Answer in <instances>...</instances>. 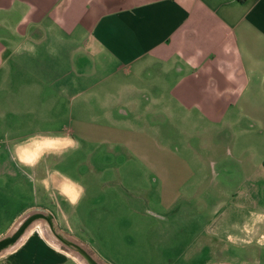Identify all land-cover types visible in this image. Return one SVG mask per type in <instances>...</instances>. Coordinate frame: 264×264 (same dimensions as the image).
I'll use <instances>...</instances> for the list:
<instances>
[{"label": "crops", "instance_id": "obj_1", "mask_svg": "<svg viewBox=\"0 0 264 264\" xmlns=\"http://www.w3.org/2000/svg\"><path fill=\"white\" fill-rule=\"evenodd\" d=\"M211 196L213 237L264 245V0H0V236L40 214L0 264H116Z\"/></svg>", "mask_w": 264, "mask_h": 264}, {"label": "rangeland", "instance_id": "obj_2", "mask_svg": "<svg viewBox=\"0 0 264 264\" xmlns=\"http://www.w3.org/2000/svg\"><path fill=\"white\" fill-rule=\"evenodd\" d=\"M96 144L98 147L99 143ZM107 160L109 161V158H105V161ZM107 180L105 179L102 183H107ZM131 191L136 194L138 190L133 189ZM156 192L157 190L150 189L148 199L155 198ZM201 192H203V189L199 188L198 195ZM109 196L108 190L102 193V197ZM211 198L207 199L206 204H201V201L196 203L193 200L190 205H187L181 200L179 205L174 206L177 211L166 210L159 212V215L162 213V216H160L161 218L159 217L160 219H155V222L160 227L162 226L164 233L161 238H158L159 243L156 249L151 239L148 245L142 247L140 244L128 241L120 236L116 240L117 246L115 245L114 252H110L109 255L116 264H264V245H259L254 241L249 245L240 244V246L234 245V247H231L221 243L223 240H220V237H213L210 234L212 233V227L214 229V221L221 217V210H224L221 206H214L216 200L213 196ZM117 206L122 209L118 227L121 229L131 227L134 231L143 228L140 219L131 218L126 213L122 214L123 207L119 204ZM260 207H263V204L258 203L256 200L253 201L251 199L245 205L242 202L240 210H237L231 217L235 220L236 218L241 220L249 208ZM213 209L215 210L213 211ZM223 217L227 220L230 215L223 214ZM86 225L90 226L89 229L91 230L93 222L88 220ZM103 228L105 229V227ZM201 231L206 232L209 236L206 233H200ZM199 234L201 236L193 245L189 246L190 241H193V238ZM133 239L137 240L140 238L134 237ZM199 248H206L208 252L194 254L193 250H198ZM80 256L87 264H90L81 253Z\"/></svg>", "mask_w": 264, "mask_h": 264}, {"label": "water", "instance_id": "obj_3", "mask_svg": "<svg viewBox=\"0 0 264 264\" xmlns=\"http://www.w3.org/2000/svg\"><path fill=\"white\" fill-rule=\"evenodd\" d=\"M40 214H28L24 218L20 219L17 224L8 232L0 236V252L4 249L9 247L10 245L14 244L20 236L23 234L27 226L31 223V221ZM51 228L53 229L54 226L49 218H47ZM65 243L69 244L71 247L76 248L79 253H81L90 264H101L90 252H88L84 247L79 245L78 243L72 241L69 238L64 236H59Z\"/></svg>", "mask_w": 264, "mask_h": 264}, {"label": "clouds", "instance_id": "obj_4", "mask_svg": "<svg viewBox=\"0 0 264 264\" xmlns=\"http://www.w3.org/2000/svg\"><path fill=\"white\" fill-rule=\"evenodd\" d=\"M57 139H60L65 142V149H71V150H76L79 147L78 141L74 140L71 136H62V137H57ZM18 159V156L16 157ZM20 163L29 166V167H34L35 162L29 161V160H21ZM70 203H75V201H70Z\"/></svg>", "mask_w": 264, "mask_h": 264}]
</instances>
